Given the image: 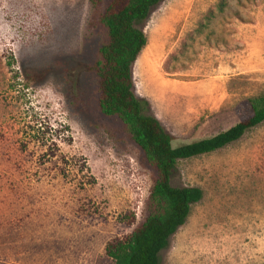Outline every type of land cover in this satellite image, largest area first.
<instances>
[{
    "label": "rangeland",
    "instance_id": "374dc122",
    "mask_svg": "<svg viewBox=\"0 0 264 264\" xmlns=\"http://www.w3.org/2000/svg\"><path fill=\"white\" fill-rule=\"evenodd\" d=\"M107 1L0 0V264H113L106 243L148 215L155 173L98 109ZM142 30L133 92L173 146L250 115L264 89V0H160ZM171 184L203 196L159 264H264V121L179 160Z\"/></svg>",
    "mask_w": 264,
    "mask_h": 264
},
{
    "label": "trees",
    "instance_id": "16d2710c",
    "mask_svg": "<svg viewBox=\"0 0 264 264\" xmlns=\"http://www.w3.org/2000/svg\"><path fill=\"white\" fill-rule=\"evenodd\" d=\"M93 6L101 0H88ZM160 0H108L100 15L107 39L98 49L92 70L98 79V109L117 117L141 150L155 177L149 188L148 215L121 238L106 243L113 264H159V253L185 223L190 208L201 200L197 186H173L171 177L179 160L219 150L239 140L264 121V89L247 99L250 115L225 130L173 146V136L159 120L145 113L148 101L133 92L131 67L146 43L142 24ZM132 223L134 214H126Z\"/></svg>",
    "mask_w": 264,
    "mask_h": 264
}]
</instances>
